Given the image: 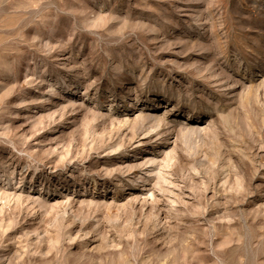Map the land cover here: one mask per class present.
<instances>
[{"label": "rangeland", "instance_id": "1", "mask_svg": "<svg viewBox=\"0 0 264 264\" xmlns=\"http://www.w3.org/2000/svg\"><path fill=\"white\" fill-rule=\"evenodd\" d=\"M0 264H264V0H0Z\"/></svg>", "mask_w": 264, "mask_h": 264}]
</instances>
